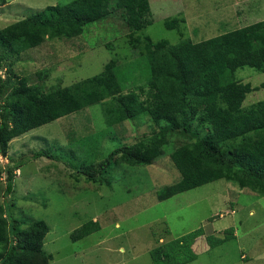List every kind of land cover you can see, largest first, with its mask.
<instances>
[{
	"label": "rangeland",
	"instance_id": "rangeland-1",
	"mask_svg": "<svg viewBox=\"0 0 264 264\" xmlns=\"http://www.w3.org/2000/svg\"><path fill=\"white\" fill-rule=\"evenodd\" d=\"M71 0H0V28L48 5ZM152 23L140 35L153 40L181 39L178 29L165 20L183 18L181 31L195 42L264 19V0H150ZM130 29L122 13L115 11L86 26L73 38L46 39L27 49L14 65L30 85L62 86L99 74L111 59L130 80L126 91L146 85V59L132 47ZM0 47V54H7ZM50 75L40 79L37 72ZM5 76V69L0 70ZM237 77L258 86L247 94L249 106L264 99V72L246 66ZM8 91L0 94V102ZM102 103L44 124L12 139L7 153L0 150V204L24 221L45 220L50 231L44 249L53 255L49 264H158L152 249L202 227L192 248L196 259L187 264H264V196L238 183L219 179L200 187L158 199L162 187L180 179L170 150L151 165H113L102 183L79 174L82 165H98L110 151L167 130L173 144L192 141L196 132L155 125L149 116L109 126ZM206 130L204 129V132ZM47 150L52 156L36 157ZM169 152V153H168ZM14 170L13 190L7 194V170ZM14 204V205H13ZM93 220L99 228L73 239L72 233ZM228 228L230 231L228 237ZM225 238L227 240H225ZM222 240L215 243L216 240ZM225 240V241H223Z\"/></svg>",
	"mask_w": 264,
	"mask_h": 264
},
{
	"label": "trees",
	"instance_id": "trees-1",
	"mask_svg": "<svg viewBox=\"0 0 264 264\" xmlns=\"http://www.w3.org/2000/svg\"><path fill=\"white\" fill-rule=\"evenodd\" d=\"M115 11L122 13L130 29L132 47L140 48L146 59L147 88L140 84L126 91L129 79L138 81L122 74L114 58L99 74L48 90L30 85L27 77L15 72L16 61L27 49L46 39L77 37L85 33L87 25ZM182 22L184 19L177 16L165 20L166 27L179 30V42L155 41L138 34L152 23L150 0H71L48 5L0 28V47L8 51L0 54V70L5 69V76L0 73V94L8 91L0 102L1 152L5 155L12 139L34 128L102 103L109 126L143 115L157 126L164 122L173 130L195 131L196 137L173 144L167 130H161L119 146L98 165L79 168L77 172L87 181L103 184L113 165H151L171 145L169 157L180 179L162 187L158 199L166 200L219 179L264 196V99L245 106L247 94L259 87L236 74L246 66L264 72V19L197 42L184 36ZM37 74L43 80L50 71L44 68ZM34 155L52 156L47 150ZM7 173L8 194L13 190L14 170ZM7 203L0 204V264H49L53 255L44 249L49 224L33 219L24 226V221L9 212ZM98 228L90 220L72 237L84 238ZM226 231L229 239L234 229ZM203 234L200 227L163 241L152 249V257L158 264H187L196 259L192 246Z\"/></svg>",
	"mask_w": 264,
	"mask_h": 264
},
{
	"label": "crops",
	"instance_id": "crops-1",
	"mask_svg": "<svg viewBox=\"0 0 264 264\" xmlns=\"http://www.w3.org/2000/svg\"><path fill=\"white\" fill-rule=\"evenodd\" d=\"M191 232V231H190ZM195 251V250H194ZM196 252V251H195Z\"/></svg>",
	"mask_w": 264,
	"mask_h": 264
}]
</instances>
